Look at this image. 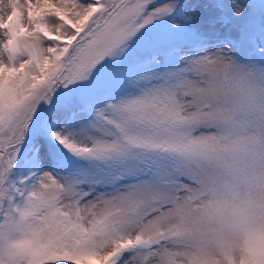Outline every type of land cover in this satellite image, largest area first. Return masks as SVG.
I'll return each mask as SVG.
<instances>
[{
  "label": "snow or ice",
  "instance_id": "1",
  "mask_svg": "<svg viewBox=\"0 0 264 264\" xmlns=\"http://www.w3.org/2000/svg\"><path fill=\"white\" fill-rule=\"evenodd\" d=\"M257 84L264 0H0V264H264Z\"/></svg>",
  "mask_w": 264,
  "mask_h": 264
},
{
  "label": "clouds",
  "instance_id": "2",
  "mask_svg": "<svg viewBox=\"0 0 264 264\" xmlns=\"http://www.w3.org/2000/svg\"><path fill=\"white\" fill-rule=\"evenodd\" d=\"M258 91L256 93V97L253 100V103L259 105V104H264V92L259 91V89H264V84H257L255 86Z\"/></svg>",
  "mask_w": 264,
  "mask_h": 264
}]
</instances>
